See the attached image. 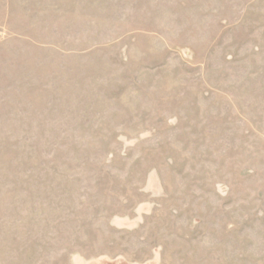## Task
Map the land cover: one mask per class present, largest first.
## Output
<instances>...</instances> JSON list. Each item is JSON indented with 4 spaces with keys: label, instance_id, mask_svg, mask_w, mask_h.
I'll return each mask as SVG.
<instances>
[{
    "label": "rangeland",
    "instance_id": "obj_1",
    "mask_svg": "<svg viewBox=\"0 0 264 264\" xmlns=\"http://www.w3.org/2000/svg\"><path fill=\"white\" fill-rule=\"evenodd\" d=\"M0 264H264V0H0Z\"/></svg>",
    "mask_w": 264,
    "mask_h": 264
},
{
    "label": "bare ground",
    "instance_id": "obj_2",
    "mask_svg": "<svg viewBox=\"0 0 264 264\" xmlns=\"http://www.w3.org/2000/svg\"><path fill=\"white\" fill-rule=\"evenodd\" d=\"M248 80V79H247ZM251 88V87H250ZM256 91V90H255ZM243 100V99H242ZM244 101V100H243ZM257 115V114H256Z\"/></svg>",
    "mask_w": 264,
    "mask_h": 264
}]
</instances>
